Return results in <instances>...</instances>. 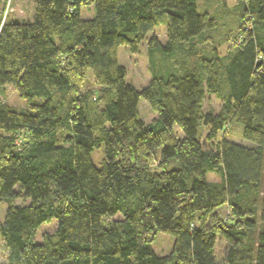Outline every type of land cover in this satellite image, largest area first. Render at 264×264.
Here are the masks:
<instances>
[{
	"label": "trees",
	"instance_id": "obj_1",
	"mask_svg": "<svg viewBox=\"0 0 264 264\" xmlns=\"http://www.w3.org/2000/svg\"><path fill=\"white\" fill-rule=\"evenodd\" d=\"M200 1L34 0L31 20L4 21L0 96L11 87L26 105L0 103L6 264H264V0L224 5L239 24L224 54L208 36L213 0ZM83 8L93 17L81 19ZM158 25L166 41H148L153 70L138 91L118 49L138 55ZM89 74L96 91L84 90ZM208 94L222 102L216 114L203 110ZM140 101L156 114L150 124ZM232 125L250 146L224 137ZM157 234L173 238L169 255L153 251Z\"/></svg>",
	"mask_w": 264,
	"mask_h": 264
},
{
	"label": "rangeland",
	"instance_id": "obj_2",
	"mask_svg": "<svg viewBox=\"0 0 264 264\" xmlns=\"http://www.w3.org/2000/svg\"><path fill=\"white\" fill-rule=\"evenodd\" d=\"M6 1L7 0H0V27L2 26L1 23L4 18V13L6 12V5H5ZM200 3L202 4L203 1L201 0ZM203 5L204 3L200 7H202ZM224 5H227L228 7H233L236 5L240 6L241 0H213L209 5L210 13L216 15L219 19V22H218L217 30L211 35L209 34L208 36L212 37L211 39L212 45L215 47L219 46L222 54L233 48V42H234L233 39L239 27V24L237 22L238 12L226 14L223 11ZM33 11H34V0H11L9 6V13L6 16L5 20L7 19V20H16V21H28L33 18L32 16ZM92 14H93L92 8H83L80 16L81 19L88 20L90 19ZM151 37H154L160 44H164L166 41L164 26L158 25L157 27L154 28L152 33L147 35L145 41L140 46L138 55H131L124 47L118 49V63L119 65L125 68L127 73L126 83L132 85L138 91L143 89L151 79V72L153 70V66L150 63L149 55H148V41L151 39ZM205 46H209V45H205ZM155 62H156L155 68L160 70L163 63L161 62L158 54L155 55ZM84 88H85L84 90H89V91H96L98 89L90 74L87 76V80L84 84ZM0 103L14 110H21L26 108L25 103L18 97L17 93L11 87H7L4 91L3 96H0ZM221 106H222V102L220 99L216 98L213 95L208 94L206 96L203 110L205 113L216 114L220 111ZM139 115L145 124H150L156 119V114L152 112L149 106L143 101H140L139 103ZM172 135L173 137H175V139H181L182 136L180 131L177 129H175L172 132ZM220 137L221 136H219L218 141L220 140ZM224 137L228 141H231L235 144L250 146L249 143L242 140L241 130L235 125H232L228 129H226V132H224ZM204 138H205V129L202 130V134L200 137L201 143L206 149L213 148L214 144L206 142ZM157 153L160 155L159 150ZM103 159H104V148L103 146H101L98 150H95L91 154V161L96 168H99L100 163L102 162ZM158 164H159V158L156 155L154 161L151 162V167L153 169H157ZM172 167L173 165L171 164L167 168L170 169ZM207 180L210 182H218L219 178L213 174H210L207 176ZM26 204H28V202H22L17 200L14 202L13 205L22 206ZM7 207L8 204H6L5 202L0 204L1 222H3L4 220ZM223 210L224 207L220 209V215L222 217H227L228 216L227 210L226 209L225 211ZM115 220H119V218H116ZM55 230H56L55 222H51L50 224L41 226L36 232L35 242L40 243L41 237L43 235L45 234L51 235L55 232ZM172 247H173V238L166 234H157L152 244L153 251L157 256L160 257L169 255L172 251ZM222 254H223V243L219 242L215 248V255L217 261L219 262L221 261ZM6 263H7V253L0 240V264H6Z\"/></svg>",
	"mask_w": 264,
	"mask_h": 264
},
{
	"label": "built area",
	"instance_id": "obj_3",
	"mask_svg": "<svg viewBox=\"0 0 264 264\" xmlns=\"http://www.w3.org/2000/svg\"><path fill=\"white\" fill-rule=\"evenodd\" d=\"M10 2H11V0H7L6 3H5V5H6V12L4 13V18H3V21H2V23H1L2 25H3L4 21H5L6 16H7L8 13H9ZM15 146H16L18 149H20V148H21V141H20V140H17L16 143H15Z\"/></svg>",
	"mask_w": 264,
	"mask_h": 264
},
{
	"label": "crops",
	"instance_id": "obj_4",
	"mask_svg": "<svg viewBox=\"0 0 264 264\" xmlns=\"http://www.w3.org/2000/svg\"><path fill=\"white\" fill-rule=\"evenodd\" d=\"M32 16H33V15H32ZM92 17H93V14H92V16H91L90 18H92ZM225 209H226V208L224 207V210H223V211H225ZM226 210H227V209H226ZM219 213H220V212H219ZM223 255H224V254H222V257H223ZM222 257H221V258H222Z\"/></svg>",
	"mask_w": 264,
	"mask_h": 264
}]
</instances>
